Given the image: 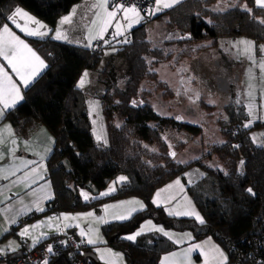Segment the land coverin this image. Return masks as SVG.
<instances>
[{
    "label": "trees",
    "instance_id": "obj_1",
    "mask_svg": "<svg viewBox=\"0 0 264 264\" xmlns=\"http://www.w3.org/2000/svg\"><path fill=\"white\" fill-rule=\"evenodd\" d=\"M80 1L0 0V26L8 24V16L19 7L53 30L58 19ZM224 1L183 0L153 18L145 17L146 22L130 30L122 41H109L99 52L93 51L92 46L84 48L54 40L50 34L43 38L24 37L47 67L23 91L22 101L5 112L2 121L8 122L20 136L44 127L54 140L46 161L53 197L46 210L27 220L52 212L98 210L103 203L137 197L146 205L145 210L127 221L101 226L106 245L119 249L126 264H159L160 256L174 248L166 237L153 233L140 235L134 241L124 238L148 219L166 229L190 231L196 240L211 237L226 253L224 264H264V137L261 146L255 145L251 137L253 131L264 128V121L245 128V108L232 100L226 107L229 121L223 130L225 141L212 150L220 158L222 168H210L200 160L181 165L167 154L161 130L172 127L198 136L201 128L162 118L145 103H131L144 79H156L148 64L158 65L163 60L162 51L151 48L148 22H164L169 30L187 35L186 43L209 40L214 46L224 37L264 43V23H260L264 21V9L258 8L255 0H236L235 6L223 12L212 10L213 5ZM245 5L251 11H246ZM125 40L129 42L124 43ZM182 41L175 43L183 44ZM106 51L112 53L109 66L98 75V82L105 89L98 97L105 143L94 138L86 96L77 83L85 71L98 69ZM116 63L125 67L122 86L117 81L121 76L117 75ZM155 145L161 150L159 156L151 153ZM194 167L201 174L187 181L186 191L204 224L192 218L169 216L162 207L151 203L157 189L183 178ZM118 176L126 180L116 186V191L97 197ZM249 188L255 195L247 191ZM80 191L95 198L85 201ZM115 234L116 240L110 242ZM90 249L86 246L84 252L91 253ZM83 254L70 257L62 251L52 255L48 264H79Z\"/></svg>",
    "mask_w": 264,
    "mask_h": 264
},
{
    "label": "rangeland",
    "instance_id": "obj_2",
    "mask_svg": "<svg viewBox=\"0 0 264 264\" xmlns=\"http://www.w3.org/2000/svg\"><path fill=\"white\" fill-rule=\"evenodd\" d=\"M235 4L236 0H226L213 5L212 10L223 12ZM241 6H244V3ZM152 26V28L146 27L148 40L151 43V48L162 51L163 60L158 65L148 64L149 72L155 73L156 79H144L131 103L133 106L145 103L162 118L176 120L179 117L178 121L181 120L201 128V134L198 136H191V134L172 127H165L161 130V139L165 143L167 154L175 153L174 158L169 155L175 163L185 165L200 160L202 164L210 168H222L220 158L213 154L212 150L225 141L223 130L229 121L226 107L230 105L231 101H237L244 106L247 115L245 124L251 122L250 126H252L255 122L264 121V71L260 68V64L264 62V52L261 51L264 43L257 44L251 39L243 37L220 38L214 46L209 40L186 43L187 35L180 36L177 31L169 30L164 22L155 21ZM177 40H183V44H176ZM241 41L252 43L250 54L245 51L246 45ZM110 53V51H106L103 57H108ZM108 61L109 58H103L96 71H86L87 77L83 87H78L81 79L77 83V87L85 93L88 112L90 113L91 103L97 105L95 111L90 115L93 133L100 131L99 123L101 131L104 130L101 119L96 116L98 106H100L98 97L103 93V87H100L101 92H98L94 86L99 80V73L104 67L109 66ZM150 61L148 59V63ZM124 68L121 63L117 64V75L123 76ZM90 76H96L97 79H93L91 82ZM122 76L117 80L120 86L124 83ZM219 79H226L228 84L226 91L221 89L223 85L221 88L218 86ZM159 82L162 83L159 84ZM133 101L136 102L135 105ZM249 106H251V116L249 115ZM152 126H157V124ZM251 137L255 145H263L264 128L253 131ZM94 138L96 139L95 135ZM153 152H151L154 154L153 156L161 154L159 145H155ZM195 174H201L200 170L195 167L191 168L185 173L183 178L186 181L183 180V182L187 183L188 181L189 183ZM119 177L108 185L109 188L120 184L117 183ZM174 180L176 179L171 180V184H174ZM184 200H187L190 208L199 213L189 196L186 195ZM62 214L80 215L78 212ZM66 223H79L78 232L81 229L87 230L89 226L87 218L66 221ZM99 237L106 245L107 240L102 235L101 229H99ZM78 241H81L80 238ZM104 243L93 245L95 247L94 255L102 264H105V259H111L113 264H126L125 257L119 249L109 245L105 246ZM107 249H110L112 253H119L120 258L106 254L105 259H101V253ZM83 253L85 252L83 251Z\"/></svg>",
    "mask_w": 264,
    "mask_h": 264
},
{
    "label": "snow or ice",
    "instance_id": "obj_3",
    "mask_svg": "<svg viewBox=\"0 0 264 264\" xmlns=\"http://www.w3.org/2000/svg\"><path fill=\"white\" fill-rule=\"evenodd\" d=\"M180 0H155V9L149 10L147 15H155L157 12L161 11L162 9H170L175 4L179 3ZM256 6L258 8L264 9V0H255ZM108 4V0H99V2L95 5L96 8L101 9L102 11H98L96 13V17L93 19L92 24L95 27V31L92 29L89 30V45L91 46V42L94 40H103L105 44L109 43L108 40H105V33L108 31L109 27L113 25V22H115V31L111 33L112 39H116L119 36H124L127 29H130L133 27V22L139 23L141 19V12L138 10V8L133 5L131 7L126 6L124 3L115 4L114 10L108 11L106 8V5ZM218 11L219 9H214ZM246 11H251L247 8L245 5ZM123 12V17L119 18L118 13ZM17 17L24 20V25L22 26L18 20ZM8 21L11 22L17 29L20 30V32H23L25 35L29 37H40L43 38L45 36L49 35L48 31L42 30L45 28L43 24H41L39 21L35 20L33 17H31L28 13L24 12L22 9L17 7L14 12L8 16ZM121 19L126 22L125 24L121 23ZM71 20L70 17H64L59 22L60 25H64L65 23H69ZM210 23V21H209ZM260 23H264V21H260ZM31 25H35V27H31ZM52 39L54 40H68L67 35H65L61 27H58L55 31V35L52 36ZM120 42V41H118ZM124 43H127L129 41L125 40ZM241 43L246 45L245 51L249 52L252 47V43L250 41H241ZM261 51L264 52V46H262ZM249 58H251V55H249ZM0 59H2L4 62L7 63V66L11 68L12 73L15 74L16 78L18 79L19 83L22 84L24 87H28L30 83L34 82V78L42 71L43 68L46 67L45 62L37 53L29 47V45L21 39L18 35H16L9 27L8 24H4L3 26H0ZM260 68L262 71H264V62L260 64ZM87 72L83 74L81 77V80L78 84V87H83L84 83L86 82ZM23 97L20 95V87L18 84L13 80V77L9 75V73L5 70L3 64H0V117H3L5 112L7 110L12 109L19 100H22ZM133 104L135 105L136 102L133 101ZM90 115L92 112L95 111L97 105L95 103L90 104ZM249 115H252L251 106H249ZM179 119V117L177 118ZM95 123V121H93ZM250 123H247L244 125L245 128L250 126ZM119 127V125H117ZM5 134L12 135L11 129L9 126H5L4 129H0V145L4 143ZM94 135L96 136V140L99 142L102 139L106 143V139L104 137V134L102 131L96 132L94 131ZM255 140V138H254ZM15 143V141H12ZM171 147V146H170ZM238 147V146H237ZM170 156L173 158L175 157L174 152L169 153ZM0 159H3V155L0 154ZM41 160H43V157H41ZM21 164L24 167H28L30 164H35V161H26L21 159ZM186 163V162H185ZM244 161H241V165H243ZM45 168V165L43 163L38 164L36 167H32L31 171L29 173H25V176L23 177V180L25 183L29 179H31L32 183H36L37 179H43V175L41 174V170ZM19 168L14 169H0V179H7L9 175H15L16 171H19ZM7 173V174H3ZM126 180V177L120 176L118 178L117 183H123ZM175 184L177 186H180L181 191H183V187L181 186V182L179 179L175 181ZM173 185H168L165 189H161L155 193V196L153 197L151 203L155 205L156 207H160L161 204H169L173 200H176V196L174 194H170L166 197H164L163 200H161L162 193L168 192L169 189H171ZM116 188L114 186H110L109 190L106 192L100 193V196H108L111 193L115 192ZM250 194L255 195L253 193L252 189L249 188L247 190ZM81 196L84 198L85 201L89 200V194L87 192L81 191ZM45 199L50 198L49 196H45ZM95 198V197H91ZM138 205V207H137ZM146 209V205L142 203L139 200H127V201H121L118 204L114 205H105L104 206V212L105 216H94L93 212H88L86 214H80L77 216H69L66 214H62L60 217H49L48 221H41L38 224L32 225L31 229H36L38 227L43 226L45 223H47L48 227H52L51 221L53 219L56 220H62V221H74V220H81L84 218H91L89 219V226L87 230L81 229L79 232V236L82 238L80 243L85 242L89 245H96L98 243H103V241L99 237V229L98 225L101 224H108L110 223L109 219H107L108 216L111 217V221H127L131 219L134 214L139 213L140 211H143ZM36 211H43L44 209L39 207V204L37 203ZM111 210V211H110ZM165 211L169 216H176V217H193L196 222L200 224H204L205 221L202 219V217L195 211V209L190 207H184L177 202L175 206L172 208H165ZM17 221L15 219L12 220V223L15 224ZM69 227H76L80 228V224H70L65 223L64 228L67 229ZM56 230L60 231L59 224L56 225ZM156 231L163 233L164 236L168 237L170 240H173V235L170 234L168 231H166L163 227H157L153 224L151 220L146 221L145 223L141 224L140 230L125 236L124 238L127 240H135L136 237L140 236L144 231ZM30 233V228L28 226H25L22 231L19 233L21 237L28 236ZM41 238H46L42 236ZM187 238L188 240L192 239L191 234L189 233H183L182 236L176 237L174 242L177 244L183 243V239ZM38 243L37 239H33V246H35ZM62 243H66L63 242ZM207 241L204 245L201 244H193L191 245L186 251L183 253L174 252L171 254V258L173 259V264H185V261H187L188 256L190 253L194 252L195 250H200V255L204 257L203 264H224V261L226 260V257L224 256V253L216 246L206 247ZM13 250H15L13 248ZM3 251V250H0ZM99 251V249H97ZM48 253L53 252V246L49 245L47 248ZM109 256H116L117 258H120L119 253H112L110 249L105 250V252L101 253V259H105V255ZM170 257L166 256L162 260L161 264H168ZM105 264H113V261L111 259H105Z\"/></svg>",
    "mask_w": 264,
    "mask_h": 264
},
{
    "label": "crops",
    "instance_id": "obj_4",
    "mask_svg": "<svg viewBox=\"0 0 264 264\" xmlns=\"http://www.w3.org/2000/svg\"><path fill=\"white\" fill-rule=\"evenodd\" d=\"M181 1H183V0H180V2ZM98 2H99V0H81L66 15H64L58 19V21L56 22L55 28L53 30H50L45 23L36 19L29 12L25 11L24 9H22V10L24 12L28 13L35 20H37L41 24H43L45 26V28L42 30L48 31L49 34L51 35V37L53 35H55L56 29L58 27H61L62 32L65 35H67L68 40H59V41L65 42V43L70 44V45L78 46V47L90 48V46H87V45H89V40H88L89 30L92 29L93 31H95V27L93 26L92 21L96 17V13L98 11H102L101 9H98L95 7V5ZM177 4H175L174 6H176ZM155 7H156L155 0H153L151 10H154ZM106 8L108 11L114 10V7L110 4V0H108V4L106 5ZM164 10L165 9H162L161 11L157 12L155 15L147 16V18L148 17L153 18L154 16L160 14ZM117 15L119 18H122L123 12H119ZM64 17H70L71 20L69 23H65L64 25L61 26L59 22ZM144 18L145 17L141 15V19H140V22L138 24L133 22V27L130 29H127L124 36H119L115 40L112 39V36H111V33L115 31V26H114L115 22H113V25L110 26L108 31L105 33L104 38H106V40H108L110 42L115 41L117 43V41H122L124 39V37H126V34L130 30H132L134 27L146 22L145 20L147 18L146 19H144ZM17 20L22 26L24 25L23 19L17 17ZM154 22L155 21L147 23L146 27L152 28L153 27L152 24H154ZM121 23L126 25V22H124L122 19H121ZM150 23H151V25H149ZM8 25H9L10 29L16 35H18L21 39H23L29 45V47H31V46L26 41V39L24 37L40 38V37H29V36L25 35L23 32H20V30L17 29L11 22H8ZM31 27H35V25H31ZM96 41L97 40L92 41L91 46ZM110 54H112V53H110ZM37 55H39V54L37 53ZM109 56L103 57V58L108 59V58H110ZM41 59H43V58L41 57ZM0 64H3L5 70L9 73V75H11L13 77V80L18 84V86L20 87V95L23 97V91L25 89H27L28 87H30L34 82L30 83V85L28 87H24L22 84L19 83L15 74L12 73L11 68H9L7 66L6 62H4L2 59H0ZM45 65H46V62H45ZM46 67H47V65H46ZM46 67L43 68L42 71L34 78V81H36L38 79V77L44 72ZM83 74H82V76H83ZM81 77H80V79H81ZM89 78H90L91 82L93 81V79H95V80L97 79L96 76H94V77L90 76ZM100 87H103L102 92H104V90H105L104 86H102L100 83L97 82V85L94 86V88L97 89L96 91H98V92H101ZM21 101L22 100H19L17 102V104L20 103ZM98 113H99V106L97 109L96 116H97V118H100ZM89 115H90V113H89ZM2 119H3V117H0V129H4L5 126H9V128L11 129L12 135L9 136V135L5 134L4 143L2 145H0V154L3 155V159H0V169L19 168L20 170L16 171L15 175H9L7 179H0V250H3V251H0V255L9 256V255L15 254L16 252L22 251V249H26L28 247L32 248L34 238L38 240V243L36 244V245H38V244L43 243V242H48L54 236L60 235L62 233H66V232L73 234L78 240H79V238L81 240L82 238L80 236H78V234H79V232L77 231L78 228L69 227V228L65 229L64 224L66 223V221H62V220L53 219L51 221L52 227H48L47 223H45L41 227H38L36 229H31L32 225L38 224L41 221L47 222L49 217L56 218V217H60L62 215V213L52 212V213H47L46 215L38 216L36 218H33L32 220H27L30 216L32 217L34 214L41 212V211L35 210L37 203L39 204V207L46 210L47 209V203L53 197L52 185H51L50 180L47 178V163H46V161L50 155L49 153H51V151L53 149L54 140H53L52 135L44 127H39L37 129H35L34 131H32L27 136L17 135L15 133L13 127L8 122L2 121ZM98 128L101 131V124L100 123L98 124ZM102 132H103V130H102ZM12 141H15V143H13ZM41 157H43V160H41ZM21 159L26 160V161H35L36 163L30 164V165H28V167H24L20 162ZM40 163H43L45 165V168L43 170H41V174L43 175L44 178L42 180L37 179L36 183H32L31 179H29L27 181V183H25V181L23 180L25 173H29L31 171L32 167H36ZM3 174H7V173H3ZM177 179L180 180L181 186L183 187V191H181L180 186H177L175 184V181ZM176 180H174V184H171L172 183V181H171L170 183H168V184L164 185L163 187L157 189L154 192V194L152 195V199H153V197L155 196V193L157 191H159L161 189H165L168 185H173V187L171 189H169L168 192L162 193V195H161L160 199H164V197H166L170 194H174L176 196V200H173L171 203H169L167 205H165L163 203L161 204L160 207H162L164 210H165V208H172L173 206H175L177 204V202H179V204L184 206V207H189L187 200L183 201V199H184V197H186V195L189 196L187 194V191H186V187H187L188 183L183 182V179L179 178V177L176 178ZM115 188H116V186H115ZM108 190H109V186L102 192H106ZM80 194H81V191H80ZM46 195L49 196L50 198L45 199L44 197ZM89 197H90V199L92 197L90 195V193H89ZM97 197L101 198L100 194ZM103 197H105V196H103ZM83 200H84V198H83ZM127 200H139L142 203H144L141 199H139L137 197H129V198L121 199V200L103 203L99 207L98 210H89V211L78 212V213L86 214L88 212H93L94 216H96V217L105 216V212H104V206L105 205H114V204L120 203L121 201H127ZM137 207H138V205H137ZM172 217L188 218V217H176V216H172ZM13 219H15L17 221L15 224L12 223ZM87 219L89 220L91 218H87ZM107 219H109L110 223L122 222V221H111L110 216H108ZM148 220H150V219H148ZM148 220H146V221H148ZM146 221H144L142 223H145ZM152 222L157 227H163L162 225L157 224L154 221H152ZM57 224H59V226H60L59 232L56 230ZM141 224L133 233L140 230ZM102 225H104V224L98 225V228L101 229ZM25 226H28L30 228V233L28 236L21 237L19 235V233L22 231V229ZM164 229L173 235V240H170L168 237L164 236L163 233L156 232V231H147L146 230L141 234V235H143V234L153 233L155 235H162L173 243L174 248L171 251L164 253L160 256V259L158 262L159 264H161L162 260L166 256L170 257L168 264H173V259H175V258H171L172 253H174V252L183 253L191 245H193V244L204 245L206 241L208 242L207 245H205L206 247H211L214 245V246L218 247L224 253V256L226 257V253L224 252V250L211 237H204L202 239L196 240L190 231H176V230L166 229V228H164ZM68 230H71V231H68ZM133 233H131V234H133ZM183 233L191 234L192 239L188 240L187 238H184L183 243H180V244L175 243L174 242L175 238L182 236ZM42 236H44L46 238H41ZM129 241H134V240H129ZM83 243L87 247H91L90 252L92 254H94V251H95L94 248L95 247H93V245L87 244L86 240ZM103 243H98V244H103ZM104 245H105V243H104ZM13 248L15 250H13ZM226 260H227V257H226ZM226 260L224 261V263L226 262ZM98 262L101 263L99 260H98ZM203 262H204V257L200 255V250H195L194 252L189 254L187 261H185V264H203Z\"/></svg>",
    "mask_w": 264,
    "mask_h": 264
},
{
    "label": "built area",
    "instance_id": "obj_5",
    "mask_svg": "<svg viewBox=\"0 0 264 264\" xmlns=\"http://www.w3.org/2000/svg\"><path fill=\"white\" fill-rule=\"evenodd\" d=\"M153 0H110V4L114 7L115 4L124 3L126 6L135 5L141 12V15L147 17L148 11L152 9ZM106 40V38H104ZM103 40H97L91 47L95 52H99L104 45ZM66 242V243H62ZM49 245L53 246V252L50 254L47 252ZM86 245L80 243L78 239L71 233L66 232L60 235L54 236L48 242H43L32 248H26L21 251V255L16 258H8V256L0 255V264H48L52 255H57L62 251H66L70 257H77L83 253ZM84 263L83 260L79 261V264Z\"/></svg>",
    "mask_w": 264,
    "mask_h": 264
},
{
    "label": "water",
    "instance_id": "obj_6",
    "mask_svg": "<svg viewBox=\"0 0 264 264\" xmlns=\"http://www.w3.org/2000/svg\"><path fill=\"white\" fill-rule=\"evenodd\" d=\"M220 80H222L221 82L223 83H221L220 82ZM223 85V86H222ZM227 81H226V79H219V87L221 88V86H222V88L221 89H224L223 91H226L227 89ZM116 238H117V235L115 234V235H113L110 239H109V241L110 242H114L115 240H116ZM21 255V251H19V252H16L15 254H12L11 256H10V258L12 259V258H16V257H18V256H20ZM83 262L84 263H86V262H89V263H91V264H101V263H99L98 262V260H97V258H96V256L94 255V254H92V253H88V252H85L84 254H83Z\"/></svg>",
    "mask_w": 264,
    "mask_h": 264
},
{
    "label": "bare ground",
    "instance_id": "obj_7",
    "mask_svg": "<svg viewBox=\"0 0 264 264\" xmlns=\"http://www.w3.org/2000/svg\"><path fill=\"white\" fill-rule=\"evenodd\" d=\"M91 47V46H90ZM50 154V153H49ZM37 246V245H36ZM34 247V246H33Z\"/></svg>",
    "mask_w": 264,
    "mask_h": 264
}]
</instances>
